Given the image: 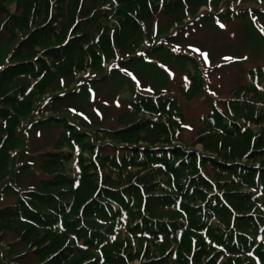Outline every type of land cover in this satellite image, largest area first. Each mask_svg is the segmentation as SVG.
Segmentation results:
<instances>
[{
	"label": "trees",
	"instance_id": "obj_1",
	"mask_svg": "<svg viewBox=\"0 0 264 264\" xmlns=\"http://www.w3.org/2000/svg\"><path fill=\"white\" fill-rule=\"evenodd\" d=\"M186 1L0 0V36L18 37L0 57V195L15 193L0 206V233L29 246L0 247V264H264V62L228 96L203 93L207 68L176 39L246 6L180 17L116 59L110 76L130 97L112 125L86 122L67 101L84 93L76 73L96 70L142 22L210 0ZM170 60L190 67L176 74ZM132 62H151L159 79L133 84ZM69 80L79 84L54 90ZM201 94L207 106L188 127L183 101ZM50 123L60 125L54 143L26 149L25 133Z\"/></svg>",
	"mask_w": 264,
	"mask_h": 264
},
{
	"label": "rangeland",
	"instance_id": "obj_2",
	"mask_svg": "<svg viewBox=\"0 0 264 264\" xmlns=\"http://www.w3.org/2000/svg\"><path fill=\"white\" fill-rule=\"evenodd\" d=\"M181 1L183 6L189 7L188 1ZM159 5L163 6L162 3H159ZM224 6H246L247 13L241 16L230 15L214 18L209 21L196 22L193 26L187 28L184 35L178 36L176 39L180 44L179 48L185 49L187 51V53L185 52L186 54L193 55L203 69L207 68L204 85L205 91L203 93L214 94L215 96L219 95L221 97L228 96L230 94L229 88L237 80L242 79L244 69L247 66L264 62V13L260 11H264V0H210L208 3L200 5L192 13H188L189 9H191L189 8L188 10L185 9V11L187 10L186 12H179L176 15L156 14L148 18L142 22L140 31L128 40L122 48H116L110 52L107 56V61L104 62V58H102L101 63H99L100 66L96 70V66L93 68L87 67L85 70L76 73V78H80V81L84 83V93L67 101L70 104L76 105L75 109H78L82 113V117L86 122L112 125L119 104L124 99L130 97L127 94L128 92L121 93V96L117 94V90L121 92L122 86L127 81L121 83L119 76H110L113 71L109 72V70L114 66V61L123 55L144 47L150 40L152 41L160 37L162 34L158 33V28H166L170 23H173V26L175 24L179 25L180 22L177 19L180 17H182L181 22L184 23V21L192 18L197 13L210 9L216 10ZM17 38V36L10 37L6 32L0 36L1 59H4V56L11 50ZM151 56L148 57V61H155L156 58H153L155 55L152 54ZM182 61L180 63L177 60H170L168 64L176 74H179L185 68L190 67V65H187L189 64L187 61ZM151 62H132L130 65L131 72L129 73L132 76L130 80L133 84L137 85L140 79L143 81L147 80V82L159 79L158 75L161 74L152 66ZM105 71H107L106 77H102L101 74ZM94 74L99 75V79H82L84 76L88 77ZM74 81L69 80L60 86L55 85L54 90L70 88L75 84ZM143 81L142 83L144 84ZM91 82H94V84ZM77 84L79 83L75 85ZM85 84L87 85L85 86ZM153 84L165 85V82L163 84L158 82ZM183 103L187 111L186 124L188 127H192L196 124L198 113L206 108L207 97H203L201 94L196 98V101L189 100L183 101ZM59 131L60 125L56 123L35 127L33 130L25 133L26 149L29 147L30 150L40 151L51 146ZM186 134L191 135L190 132H186ZM197 147H200V145H197ZM21 149H23V146ZM25 176L30 175L26 173ZM14 196L15 193L13 192H3L0 195V206L12 202L15 199ZM12 238L13 235L9 231L0 233V247L6 249L9 256L29 249V246L23 243L18 247H12ZM7 259L9 260L7 264H30L34 262L33 258L30 260H18V262L15 261V257L12 259L8 257Z\"/></svg>",
	"mask_w": 264,
	"mask_h": 264
},
{
	"label": "snow or ice",
	"instance_id": "obj_3",
	"mask_svg": "<svg viewBox=\"0 0 264 264\" xmlns=\"http://www.w3.org/2000/svg\"><path fill=\"white\" fill-rule=\"evenodd\" d=\"M205 55H207V54H205Z\"/></svg>",
	"mask_w": 264,
	"mask_h": 264
}]
</instances>
